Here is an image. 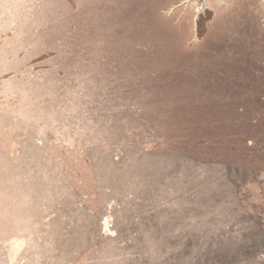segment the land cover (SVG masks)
<instances>
[{
	"label": "rangeland",
	"instance_id": "obj_1",
	"mask_svg": "<svg viewBox=\"0 0 264 264\" xmlns=\"http://www.w3.org/2000/svg\"><path fill=\"white\" fill-rule=\"evenodd\" d=\"M0 264H264V0H0Z\"/></svg>",
	"mask_w": 264,
	"mask_h": 264
}]
</instances>
